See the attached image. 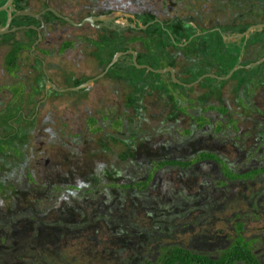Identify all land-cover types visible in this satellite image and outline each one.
Instances as JSON below:
<instances>
[{
  "label": "flooded vegetation",
  "instance_id": "obj_1",
  "mask_svg": "<svg viewBox=\"0 0 264 264\" xmlns=\"http://www.w3.org/2000/svg\"><path fill=\"white\" fill-rule=\"evenodd\" d=\"M204 1L14 0L0 11V242L22 218L40 220L28 206L73 218L120 201L161 229L127 264L176 249L220 261L241 238L264 264V234L249 233L264 211V62L252 65L264 28L245 36L251 0ZM231 201L248 209L225 217ZM214 221L229 230L204 228ZM181 231L189 243L155 246Z\"/></svg>",
  "mask_w": 264,
  "mask_h": 264
},
{
  "label": "rangeland",
  "instance_id": "obj_2",
  "mask_svg": "<svg viewBox=\"0 0 264 264\" xmlns=\"http://www.w3.org/2000/svg\"><path fill=\"white\" fill-rule=\"evenodd\" d=\"M210 1L211 6L221 5V0ZM180 2L185 6H200L205 3L204 0ZM113 204L112 209H104L101 212L97 211L98 206L88 208L79 205L78 209H83L84 214L76 213L73 218H65L62 215L64 213L62 206L52 207L51 204L28 206L32 212L39 211L42 217L32 222L27 216L14 223V229L6 228L7 240L0 242V264H127L126 261L130 262L134 255L131 252L132 248L142 244L140 241L145 238V244L151 245L146 249V252L149 251L148 248L152 249L154 245L152 240L157 236L152 234L161 229L156 227L158 224H151L152 221L147 215L149 209L143 211L141 208L139 212L135 211L132 202L131 204L126 202L124 207L120 201ZM230 206L229 215L225 217L231 215L230 209H248L244 201H231ZM56 209L62 210V213L57 214ZM180 223L178 219H173L170 225L178 230ZM209 227L229 230L228 223L224 221L209 222L204 226ZM138 230L142 235L152 236L141 237ZM249 231L250 234L258 236L264 234V211L260 222H251ZM175 234L162 237L155 246L170 241L189 243L191 235H194L182 231ZM124 236L126 237L122 241L121 237ZM151 249L150 255L155 256L156 253Z\"/></svg>",
  "mask_w": 264,
  "mask_h": 264
},
{
  "label": "trees",
  "instance_id": "obj_3",
  "mask_svg": "<svg viewBox=\"0 0 264 264\" xmlns=\"http://www.w3.org/2000/svg\"><path fill=\"white\" fill-rule=\"evenodd\" d=\"M263 6L264 0H251V17L256 24L264 23V15L259 12V9ZM260 35V31H257L253 34V37H259ZM229 261H243L247 264H258L254 254L248 249L243 238L239 239L233 248L225 253L224 258L220 261H212L207 257H201L189 251L176 249L165 253L157 264H227ZM148 263L154 264L150 261Z\"/></svg>",
  "mask_w": 264,
  "mask_h": 264
},
{
  "label": "water",
  "instance_id": "obj_4",
  "mask_svg": "<svg viewBox=\"0 0 264 264\" xmlns=\"http://www.w3.org/2000/svg\"><path fill=\"white\" fill-rule=\"evenodd\" d=\"M13 1H14V0H8L4 6L0 7V11H1V10H4L7 6L11 5V4L13 3ZM66 19H67V18H66ZM67 20H69V19H67ZM263 28H264V24H256V25H252V26H250V27L248 28V30L246 31V33H245L246 38H248L249 35H250L252 32L257 31V30H261V29H263ZM117 59H118V56H116L115 59L109 64L108 68H110V67H111V66L117 61ZM263 62H264V58H262V59L259 60L258 62L253 63L252 65H253V66H256V65H258V64H260V63H263ZM239 68H240V66H239V65H236V66H235L230 72H228L227 75H225V76L222 77V78H223V79H226V78L231 77V76L234 74V72H235L236 70H238Z\"/></svg>",
  "mask_w": 264,
  "mask_h": 264
}]
</instances>
